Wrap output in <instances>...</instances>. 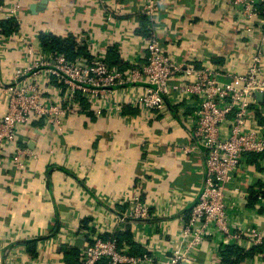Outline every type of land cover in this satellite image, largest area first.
<instances>
[{"label": "crops", "instance_id": "0c3cea01", "mask_svg": "<svg viewBox=\"0 0 264 264\" xmlns=\"http://www.w3.org/2000/svg\"><path fill=\"white\" fill-rule=\"evenodd\" d=\"M22 1L19 31L9 43H0V84L4 87L0 89V117L8 107L6 85L27 59L18 35H28L35 42L37 38L39 45L42 35H72L86 50L87 60L95 41L108 49L111 65L113 53L118 52L114 66L124 70L139 54L144 58L140 38L149 23L141 13V0L109 1L121 22L116 30L105 24L96 0H48L38 12L31 9L39 8L43 0ZM159 1V37L175 57L187 63L223 65L228 71L243 74L256 49L264 52V44L230 15L231 0ZM121 38L126 41L122 46ZM117 99L125 102L127 97L119 95ZM255 99L260 105L257 117L262 118L263 122L259 121L264 125V92ZM185 103L178 98L166 112L153 117L127 106L125 116L119 119L105 111L99 117L91 107L67 115L63 131L43 121L21 130V145L28 151L24 168L13 167L9 149L0 165V264H14L9 259L13 247L28 264L29 256L36 258L46 252L44 246L49 251L48 258L56 260V264H66V249L80 251L83 247L79 233L85 226L109 221L105 206L132 212L137 185L142 186V200L151 217L140 223L139 231H134V226L126 227L119 236L126 234L129 238H121L122 241L133 244L135 251L149 248L163 259L170 256L168 244L179 249L178 235L184 227L183 220L190 215L192 197L198 191L205 167L204 155H188L180 149L189 141L190 114L179 115V107ZM246 157L248 167L237 176V185L248 195L251 189L264 195V157L258 159L257 165ZM238 208L233 217L240 228L251 223L264 232V201L254 207L240 204ZM56 234H62L69 242L60 247L49 246ZM222 246L219 235L205 240L194 254V264H222ZM241 248L250 251L252 245ZM241 264H264V253Z\"/></svg>", "mask_w": 264, "mask_h": 264}, {"label": "built area", "instance_id": "2783aa9c", "mask_svg": "<svg viewBox=\"0 0 264 264\" xmlns=\"http://www.w3.org/2000/svg\"><path fill=\"white\" fill-rule=\"evenodd\" d=\"M109 1L96 0V4L105 24L116 30L121 22L117 21ZM231 1L230 15L264 44V0ZM140 7L149 22L147 35L140 38L144 58L139 54L130 61L127 70L111 67L107 62L108 49L95 41L90 59L72 61L64 54L45 49L37 38L35 42L28 35H18L27 59L6 85L8 107L0 117V165L9 149L13 167L22 170L28 151L21 145V130L43 121L63 131L67 115L85 109L79 95L97 116L103 117L105 111L118 119L125 116L127 106L153 117L182 98L186 105L179 107V115L190 114L189 141L180 145V149L188 155H204L205 167L198 191L192 197L190 215L183 220L184 227L178 235L180 248L168 244L170 256L163 259L149 248L135 251L131 243L119 241L126 227L134 226V231H139L140 223L151 217L142 200V186L137 185L132 212L105 206L109 221L91 223L79 233L84 240L80 264H194V254L204 241L218 235L223 245H261L263 230L251 223L240 228L233 213L240 204L248 203V192L237 185V176L248 167L246 156L264 154V125L256 115L260 105L255 99L264 92V52L256 49L243 74L228 71L223 65L187 63L175 57L159 37L161 2L141 0ZM23 9L22 0H0V43L11 40L2 33L1 23L10 19L20 22ZM119 41L121 46L126 42L122 38ZM1 88L4 87L0 84ZM119 95H126L125 102H118ZM258 198L261 204L264 195L259 194ZM53 241L49 245L53 248L69 242L62 234H56ZM14 248L9 259L14 264H25ZM46 248L36 258L29 256L27 263L56 264V260L48 258Z\"/></svg>", "mask_w": 264, "mask_h": 264}, {"label": "trees", "instance_id": "16d2710c", "mask_svg": "<svg viewBox=\"0 0 264 264\" xmlns=\"http://www.w3.org/2000/svg\"><path fill=\"white\" fill-rule=\"evenodd\" d=\"M262 17H264V14H262ZM1 27H2V33L7 37H11L13 34L19 31L20 24L17 20L10 19L3 21L1 23ZM147 33L148 30L146 29L144 34H142L141 36H145L147 35ZM39 42L45 49L54 53L64 54L68 57V59L72 61L78 60L80 58H84L87 60V58H89V55H86L87 54L86 50L82 49L80 45L76 43L75 38L72 35H69L65 38L54 34L42 35L39 37ZM113 54H114L113 57H111L113 58L114 61L112 65L107 57V62L111 67L116 64L115 61L117 60L116 58H118L119 53L115 51ZM79 100L82 102L84 108H87L88 105L86 104L85 99H83L82 96L80 95H79ZM258 119H260V121L263 122L260 116ZM263 157L264 154H248V159L251 164L257 165L258 159H261ZM259 194H263V193H258L253 189L250 190V194L248 198L249 207H254L257 204L259 200L258 198ZM121 238L128 239L129 237L126 234L121 237L119 236L118 238L119 241H122ZM261 253H264V242L261 245L253 246L250 251H245L239 245H223L220 249L221 263L241 264L245 260L254 258L256 254H261ZM65 256H66V260H65L66 264H80L79 261L80 251L78 249L75 248H71L70 250L66 249Z\"/></svg>", "mask_w": 264, "mask_h": 264}, {"label": "water", "instance_id": "95a60500", "mask_svg": "<svg viewBox=\"0 0 264 264\" xmlns=\"http://www.w3.org/2000/svg\"><path fill=\"white\" fill-rule=\"evenodd\" d=\"M47 3H48V0H43L41 6H40L39 8H37V7H32L31 10H32L33 12H38L39 10L41 11V10H43V9L45 8V6H46Z\"/></svg>", "mask_w": 264, "mask_h": 264}]
</instances>
